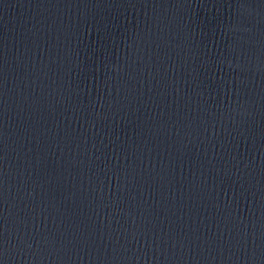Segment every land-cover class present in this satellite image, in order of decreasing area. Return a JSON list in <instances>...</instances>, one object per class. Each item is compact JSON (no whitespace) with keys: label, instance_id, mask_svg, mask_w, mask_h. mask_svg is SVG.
<instances>
[{"label":"water","instance_id":"water-1","mask_svg":"<svg viewBox=\"0 0 264 264\" xmlns=\"http://www.w3.org/2000/svg\"><path fill=\"white\" fill-rule=\"evenodd\" d=\"M0 264H264V0H0Z\"/></svg>","mask_w":264,"mask_h":264}]
</instances>
